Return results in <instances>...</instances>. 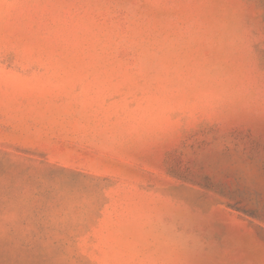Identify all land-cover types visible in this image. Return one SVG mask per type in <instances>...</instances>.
<instances>
[{
    "label": "rangeland",
    "instance_id": "374dc122",
    "mask_svg": "<svg viewBox=\"0 0 264 264\" xmlns=\"http://www.w3.org/2000/svg\"><path fill=\"white\" fill-rule=\"evenodd\" d=\"M0 264H264V0H0Z\"/></svg>",
    "mask_w": 264,
    "mask_h": 264
}]
</instances>
